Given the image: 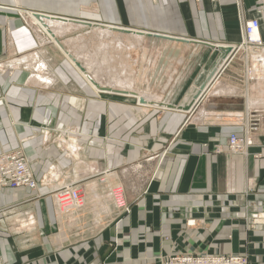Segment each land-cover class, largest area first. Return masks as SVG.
<instances>
[{
    "label": "crops",
    "instance_id": "crops-1",
    "mask_svg": "<svg viewBox=\"0 0 264 264\" xmlns=\"http://www.w3.org/2000/svg\"><path fill=\"white\" fill-rule=\"evenodd\" d=\"M0 4V153L22 150L38 183L0 191V264H159L188 252L264 264V215L251 218L264 213V56L250 81L238 60L218 69L247 18L262 19L264 51V0ZM35 13L74 23L52 25L55 44L31 24ZM102 26L141 36L121 34L132 40L127 83L149 104L95 91L70 69L68 55L87 63L67 33H116ZM136 47L157 54L129 59ZM149 78L177 86L168 96L135 89ZM231 133L249 137L246 154H230ZM68 182L79 184L82 204L60 214L48 193ZM116 184L126 214L111 201Z\"/></svg>",
    "mask_w": 264,
    "mask_h": 264
},
{
    "label": "rangeland",
    "instance_id": "rangeland-1",
    "mask_svg": "<svg viewBox=\"0 0 264 264\" xmlns=\"http://www.w3.org/2000/svg\"><path fill=\"white\" fill-rule=\"evenodd\" d=\"M4 8V5L0 4ZM31 24L36 26L38 31L45 33L48 37L54 36L51 39L55 44H58V40L56 38L55 33H52V25H63L74 23L73 21L61 20L57 19L53 16H49L46 14H40V17H36L32 15L30 17ZM92 21V20H91ZM96 22V21H95ZM260 22L262 24V19L260 18ZM78 24V23H76ZM90 25V24H87ZM102 29L110 30L116 33L103 35L99 34V32L95 33H82L83 30H71L65 38L68 41V47L71 50L72 54H75L83 61H86L85 67L79 65V63L75 60V58H70V55L67 56L70 69L72 68L80 75L84 77L86 82L98 92H108V93H119L123 96H134L136 101L140 104L146 105L149 104L141 95L132 91V86L130 83H127V51L125 50L124 44H131L132 40H128V37L121 35L131 34L136 37V39H141L140 35L129 32L128 30L114 29L108 27H101ZM240 28H238L239 32ZM120 33V34H117ZM134 50L132 56L129 59H141L144 57H154L157 52H147L143 55V52L137 49ZM249 49V50H248ZM242 48L239 52H242V56H235L233 61H237L243 65L244 80L250 81L252 77L255 75V69L253 67L254 63L258 61V59L264 56V51H257L256 48ZM70 58V59H69ZM264 58V57H263ZM65 59V57H64ZM95 63H98L96 65ZM130 63V62H129ZM92 64V65H91ZM230 64V65H231ZM43 67V66H41ZM135 69H139V66L134 64ZM237 68V66H235ZM242 69V66H241ZM248 70H252L251 76L248 77ZM229 75H233V73H228ZM144 82V83H143ZM143 82H136L135 89L140 91H146L150 95H163L164 93L170 95V89L172 86H177L176 84L170 83V86H167L169 90H165L166 82L159 79H153L149 81L143 80ZM169 85V84H168ZM152 103V102H151ZM155 105L154 103H152ZM156 108L159 109H167V105L164 103H159ZM124 189V188H123ZM6 210L0 212V214H4Z\"/></svg>",
    "mask_w": 264,
    "mask_h": 264
},
{
    "label": "built area",
    "instance_id": "built-area-1",
    "mask_svg": "<svg viewBox=\"0 0 264 264\" xmlns=\"http://www.w3.org/2000/svg\"><path fill=\"white\" fill-rule=\"evenodd\" d=\"M239 28L240 42L233 46L232 57L230 59L226 57L218 67V69L223 67L221 71L239 54L240 49L258 48L263 45L261 37L255 40L252 38L253 32L258 31L260 34L261 22L259 17H250L242 20ZM253 42H255V45ZM251 74L252 70H248V77ZM251 145L252 142L250 139L247 140L246 135L240 137L235 133H231L228 137L227 148L230 154H246ZM31 162V159L20 149L0 153V191L19 187L37 189L38 183L34 177ZM48 194L52 198L56 211L60 214L74 213L82 204L81 191L77 182L61 184ZM110 198L119 214L122 215L129 212V205L121 185L116 184L110 188ZM2 211L4 210H0V212ZM261 215H264V213L259 210L254 212L251 218L253 221L258 222ZM159 264H249V262L247 257L240 253L209 254L188 252L168 255Z\"/></svg>",
    "mask_w": 264,
    "mask_h": 264
},
{
    "label": "bare ground",
    "instance_id": "bare-ground-1",
    "mask_svg": "<svg viewBox=\"0 0 264 264\" xmlns=\"http://www.w3.org/2000/svg\"><path fill=\"white\" fill-rule=\"evenodd\" d=\"M252 38H253V40L258 39V38L260 39L259 32L258 31L257 32H253L252 33ZM253 44L255 45V42H253ZM246 138H247V140H249V137L247 135H246Z\"/></svg>",
    "mask_w": 264,
    "mask_h": 264
},
{
    "label": "water",
    "instance_id": "water-1",
    "mask_svg": "<svg viewBox=\"0 0 264 264\" xmlns=\"http://www.w3.org/2000/svg\"><path fill=\"white\" fill-rule=\"evenodd\" d=\"M36 17H40V14H34ZM189 109V106L185 107L184 110H188Z\"/></svg>",
    "mask_w": 264,
    "mask_h": 264
}]
</instances>
